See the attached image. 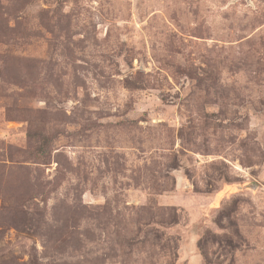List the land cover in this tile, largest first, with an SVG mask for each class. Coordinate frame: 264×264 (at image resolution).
I'll return each instance as SVG.
<instances>
[{
	"label": "rangeland",
	"instance_id": "1",
	"mask_svg": "<svg viewBox=\"0 0 264 264\" xmlns=\"http://www.w3.org/2000/svg\"><path fill=\"white\" fill-rule=\"evenodd\" d=\"M0 264H264V0H0Z\"/></svg>",
	"mask_w": 264,
	"mask_h": 264
}]
</instances>
